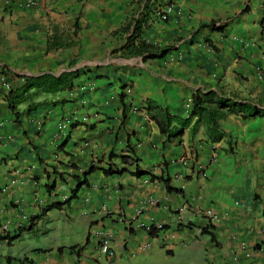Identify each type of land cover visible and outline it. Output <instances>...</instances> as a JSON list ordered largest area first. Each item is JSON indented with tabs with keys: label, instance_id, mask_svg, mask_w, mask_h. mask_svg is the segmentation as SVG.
I'll return each mask as SVG.
<instances>
[{
	"label": "crops",
	"instance_id": "1",
	"mask_svg": "<svg viewBox=\"0 0 264 264\" xmlns=\"http://www.w3.org/2000/svg\"><path fill=\"white\" fill-rule=\"evenodd\" d=\"M157 3H171L174 12L165 23L151 16L142 39L158 48L179 46L180 54L175 53L172 61L169 56L142 61L117 52L126 40L125 35L115 32L138 18L142 12L139 0H0V66L21 76L14 77V84H22L24 76H58L79 70L81 75L74 85H95V90L84 96V107L76 101L70 107L51 106L27 114L23 106L16 121L0 96V228L9 222L6 233L18 234L30 224L27 218L38 215L56 196L63 199L62 195L68 194L73 186L69 179L68 183L61 181L52 193L45 192L43 185L50 178L47 174L53 175V167L62 170L60 164L65 160L78 165L96 158L106 162L113 150L125 154L127 144L135 146L145 171L159 175L163 162L168 163L172 187L183 191L168 194L161 182L128 174H95L91 180L96 188L81 189V196L78 193L76 200L58 211L66 223L85 231V245L96 229L92 226L107 227L113 234L109 241L113 258L107 260L98 248L95 254L72 242L42 247L32 239L34 234L24 239L25 233L11 243L0 242V264H140L141 256L147 264H222L218 259L232 258L229 252L240 241L252 249L254 264H264V117L227 116L218 123L225 137L216 143L200 128L194 138L187 132L181 143L165 145L145 114L133 111L151 99L172 114L186 117L191 91L196 89L222 91L229 99L264 108V0ZM212 21L226 23L225 31L200 30ZM54 27L70 36L76 30L75 45L46 53L47 38ZM121 93L125 95V112ZM79 94L77 91L76 97ZM66 97L65 92L57 96ZM73 112L80 117L89 115L91 120L71 131L66 147L71 156L66 158L64 153H55L56 126ZM123 112L126 117L121 119ZM106 117L107 122L103 121ZM39 121L42 129L35 126ZM93 123L94 129L90 127ZM190 152L196 157L188 162ZM199 166L205 178L198 174ZM149 198L158 204L144 206ZM142 206L144 219L154 218L164 226L152 239L141 229H126V221ZM196 207L213 209L221 220L211 222L197 213ZM102 208L119 219L106 216L108 212ZM51 211L37 220L34 228L48 219ZM199 217L205 219L202 226L193 223ZM205 226H210L219 253L205 252L208 244L200 233ZM146 242H150V249L138 251L137 246ZM240 259H244L242 254Z\"/></svg>",
	"mask_w": 264,
	"mask_h": 264
},
{
	"label": "trees",
	"instance_id": "2",
	"mask_svg": "<svg viewBox=\"0 0 264 264\" xmlns=\"http://www.w3.org/2000/svg\"><path fill=\"white\" fill-rule=\"evenodd\" d=\"M140 4H142V12L138 16V18L131 19L130 22L125 24L124 26L120 27L115 33H121L125 35V43L122 47L118 49L117 52H120L121 55L125 58H141L142 61L150 60V59H164L166 56H173L175 53L180 54L175 49V46H169L164 48H158L156 46L147 44L142 39V31L146 28L147 23H149V19L151 16L159 20V17L156 16V13L162 8L165 7L163 4L157 3V0H139ZM171 3H167L170 5ZM172 14V13H171ZM170 14V15H171ZM169 16H167L166 20L161 22L165 23L168 21ZM207 29L213 33H223L226 29V23L212 21L207 25H202L200 30ZM76 36V30L72 32L71 36L65 33L59 32L58 27H54L52 30V34L47 38L45 52L50 51H58V50H65L73 47L75 45L73 41V37ZM210 45V44H209ZM211 46V45H210ZM211 48L216 51L217 48L211 46ZM174 57V56H173ZM0 75L6 80L7 82L11 83L10 89H8L4 93H0L2 100L5 102L7 109L9 110L10 114L13 116L14 120L18 119L20 115L23 114L21 112V107H25V111L27 114H31L36 112L38 109L41 108H48V107H57L63 108L64 105L67 103H71V106L76 101L80 107H84L87 103L86 97L84 96L87 93H92L95 90V85L93 90L80 92L76 97L75 87L78 86L74 85V82L78 80L81 73L79 70L77 71H69L63 72L58 76H54L53 74L45 73L38 76H24V82L22 84L16 85L13 83L15 78H20L21 76L15 75V73L9 71L5 66H0ZM12 77L10 81L6 77ZM15 77V78H14ZM86 83V82H85ZM88 83V82H87ZM79 85V84H78ZM126 88V84L121 86V89L124 90ZM66 93L67 99H58L57 96L61 93ZM76 92V91H75ZM219 91H203L202 89L192 90L190 94V111L188 116L186 117H179L172 114L167 107H163L157 102L151 99H145L140 106L134 107L133 111H142L147 119L151 121L157 132L161 138H163V144H171L173 142L181 143L183 136L185 133L194 138L198 135V131L200 128L204 129V133L207 138L212 142L216 143L225 137L224 132L219 128V121L224 120L227 116L232 114H242L244 118H254L257 116L264 117V109L259 108L255 104L251 102H244L234 99H229L224 94ZM120 100L122 102L123 111L126 110V104L124 103V94H120ZM129 106V105H128ZM123 112L121 119H124L126 116ZM91 120V116L89 115H82L77 116L75 112L69 114L67 117L64 118L63 121H66V133L58 131L57 123L56 132L58 135L57 142L55 143V153H64L66 158L71 156V151H67L66 147H68L71 141V131H73L78 125L82 123H89ZM108 118H104L103 121L107 122ZM41 122V121H39ZM123 122V120H122ZM94 123L90 125V127H94ZM36 128L42 129V122L41 124L35 123ZM94 129V128H93ZM130 134H128V139ZM230 145V141L228 142ZM75 145V144H74ZM230 147V146H229ZM231 151V148L230 150ZM115 150L111 151L108 155V159L103 161L100 158H96L88 164L78 165L77 163H73L71 160H65L61 162L62 170H57L55 167L52 168L53 175L48 178L49 180L44 183L43 187L47 194L52 193L57 187V181H63L64 183H68V179L72 182L73 186L68 189L67 195H62L63 199L60 201H53L52 203L44 206L41 208V211L36 216H31L28 219L30 223L26 227L20 228L18 230V234L10 235L6 233L9 229L10 223L7 222L0 228V242L8 241L11 243L12 240L19 239L23 234H34V226L37 220L41 219L48 211L57 209L61 210L70 205L73 200L78 198V193L81 189L85 188H96L92 184V176L95 174H99L102 176H120L124 174L131 175L135 178H147L149 182L159 181L163 184L165 191L168 194L177 193L182 194L181 189L173 188L172 183V176L168 173L166 166L168 163L163 162L160 168V174L156 175L154 172L145 171L140 165V158L135 154V146L131 147L129 144L125 146V154H116L114 153ZM195 152H190V159L188 162L195 159ZM187 161L184 162L185 165L188 163ZM193 164L196 165V161H193ZM60 168V169H61ZM198 174H201L202 178H205L204 170L201 166L197 167ZM67 177V178H66ZM145 207L142 206L140 208H136V211H140L145 213ZM102 210L107 213L108 210L102 208ZM177 215V212H175ZM108 217H115L114 214L109 212L106 214ZM133 217V216H132ZM131 217V218H132ZM121 218V220L126 221V229L132 228V222L130 219ZM93 228L96 227L90 234L96 241H97V248H100L102 245V240H105L109 243L112 239V233L107 229V227L98 224L97 226H92ZM210 226L202 227L201 235H208L210 237V241L213 243L215 242V238L212 233L209 231ZM162 229L156 228L154 224L149 226V229L146 231V235L149 239L156 237V234L161 231ZM98 233L103 234L105 237L101 239L98 236ZM151 244L149 242L148 247L145 251L149 250Z\"/></svg>",
	"mask_w": 264,
	"mask_h": 264
},
{
	"label": "rangeland",
	"instance_id": "3",
	"mask_svg": "<svg viewBox=\"0 0 264 264\" xmlns=\"http://www.w3.org/2000/svg\"><path fill=\"white\" fill-rule=\"evenodd\" d=\"M95 82L97 84L96 80ZM67 105L70 107L71 103H67ZM63 183L61 181H58L57 185ZM71 183H69L68 185L65 184V186L68 187ZM79 193H80L79 196H81L82 193L81 192ZM54 199L55 201H60L61 196H56V198ZM193 223L194 224L198 223L196 225L202 226L203 224H205V219L203 217L194 218ZM34 230H35L34 236L32 239L41 242L42 247H49L59 242L61 243L66 242L68 244L72 242L74 244L79 245V247H85L87 251H90L92 249L95 254H98V251H95V248H97V241L93 239V237L91 236L89 243L85 245V241H86L85 231L83 229H79L76 224L66 223L63 213H61L58 210H52L50 212L49 218L43 221L41 224H39V226L37 228H34ZM45 232L46 234H44ZM32 235L33 234H28L27 236H24V239L32 237ZM203 240H206L208 244L207 246H204V248L207 249L205 252L212 251L213 254L219 253V249L216 248L213 242L210 241L209 236L204 235ZM25 241L26 240H23L21 244L24 243ZM139 260H140V264H147L146 259L143 256H141ZM218 261H221L222 264H234L231 258L226 259L222 257L221 259H218ZM101 264H104V261H102Z\"/></svg>",
	"mask_w": 264,
	"mask_h": 264
},
{
	"label": "built area",
	"instance_id": "4",
	"mask_svg": "<svg viewBox=\"0 0 264 264\" xmlns=\"http://www.w3.org/2000/svg\"><path fill=\"white\" fill-rule=\"evenodd\" d=\"M174 12V6L173 5H166L165 7H163L162 9H160L157 13H156V16L159 17V20L160 21H163V20H166L167 16H169L171 13ZM246 44V43H245ZM169 60L172 61L173 60V56H170L169 57ZM10 86H11V83L7 82L6 80H4V78L1 76L0 77V93H4L6 92L8 89H10ZM94 88V85L93 83H85V84H79L78 85V88L75 90L76 92L77 91H80V92H85V91H92ZM74 91V93H76ZM41 124V122H37V124ZM66 121H61L58 126H57V129L58 131H62L64 132V135L66 133ZM39 129V128H38ZM156 204V201L153 200V199H149L147 200L146 205H150V206H154ZM197 212H200L202 211L204 213L205 216H207L208 218H210L212 221L218 223L220 220H221V217H219L217 214H215L212 210L210 209H201L199 207H196L195 209ZM140 218H143V214L142 212L140 211H135L133 217L130 219V221L132 222V226H134L135 228H139V229H143L145 231H147L149 229V226L154 224L153 222V219L152 218H149V219H144L142 221H139ZM158 228H160L161 226L159 224L156 225ZM98 236L101 238V239H104V235L103 234H100L98 233ZM149 244H142L140 245L139 249L140 250H145L147 247H148ZM100 251L103 253V254H109V255H112V253L110 252L109 250V245H108V242L105 241V240H102V245L100 246ZM51 264H55V263H51Z\"/></svg>",
	"mask_w": 264,
	"mask_h": 264
},
{
	"label": "clouds",
	"instance_id": "5",
	"mask_svg": "<svg viewBox=\"0 0 264 264\" xmlns=\"http://www.w3.org/2000/svg\"><path fill=\"white\" fill-rule=\"evenodd\" d=\"M262 109H264V108H262ZM62 121V120H61ZM60 121V122H61ZM59 122V123H60ZM149 199H153V198H149ZM148 199V200H149ZM154 200V199H153ZM156 201V200H155ZM158 204V202L156 201V204L155 205H157ZM154 205V206H155ZM150 206V205H149ZM199 208H201V207H199ZM183 209V208H182ZM181 209V210H182ZM201 209H204V208H201ZM206 209H210V210H212L215 214H217L218 216L220 215V214H218V212H215L213 209H211V208H206ZM180 210V211H181ZM197 212V211H196ZM197 213H199L200 215H202V216H204L206 219H209L211 222H213V223H215V224H217L216 222H214V221H212L210 218H208L207 216H205L204 215V213L202 212V211H200V212H197ZM220 217V216H219ZM153 219V222H154V225H155V227L156 228H158L156 225L157 224H159L161 227L159 228V229H163V224L162 223H159L158 221H156L154 218H152ZM135 228V227H134ZM137 228V227H136ZM139 229V228H138ZM142 231H144L145 233H146V231L145 230H143V229H141ZM143 244H149V242H146V243H143ZM108 245H109V243H108ZM140 245H142V244H139L138 246H137V250L138 251H140V252H144L145 250H140L139 249V247H140ZM258 247V246H257ZM99 249V251H100V248H98ZM109 250H110V252L112 253V255H109V254H103L101 251V254H103V255H105L106 256V259L107 260H110L111 258H113L114 257V252L110 249V247H109ZM251 251H252V249H248L247 248V245H246V243L245 242H242V241H240V242H238L237 243V246L235 247V248H233L229 253H230V255H231V259H232V262L234 263V264H254V262H253V260L252 259H250V257H251ZM262 251V250H261ZM240 254H242L243 255V257H244V259H240ZM132 255H134V252L132 253ZM263 259H264V255H263ZM51 263H55V262H50V264ZM56 264V263H55Z\"/></svg>",
	"mask_w": 264,
	"mask_h": 264
}]
</instances>
